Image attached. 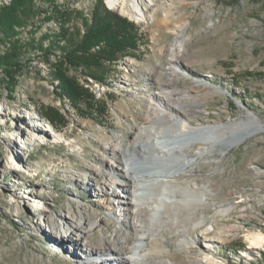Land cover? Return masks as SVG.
Segmentation results:
<instances>
[{
  "label": "rangeland",
  "instance_id": "1",
  "mask_svg": "<svg viewBox=\"0 0 264 264\" xmlns=\"http://www.w3.org/2000/svg\"><path fill=\"white\" fill-rule=\"evenodd\" d=\"M11 1L0 0V10ZM97 1L55 0L88 22ZM102 1L137 27L138 47L105 66L106 80L94 78L87 67L63 65L95 97L79 108L57 94L59 81L49 68V62L60 65L57 55L48 58L38 47L59 43L66 29L75 40L82 37V18L71 28L48 18L51 2L35 0L19 42L0 45V54L19 47L24 59L16 80L0 73V264L83 259V243L73 254L68 238L57 231L75 213L109 215L95 197L92 166L107 173L102 159L110 157V145L119 137L130 140L147 113L160 108L156 93L175 94L183 104L178 108L195 111L189 120L196 126L230 124L247 115L264 122V0H127L125 7ZM136 4L141 16L132 10ZM178 41L184 46L175 58ZM46 108L60 110L67 123L53 125L41 114ZM246 127L228 129L215 149L201 147L208 151L194 164L212 182L204 209L208 231L195 230L209 250L191 241L176 245L178 236L166 233L149 241L151 257L174 264H193L198 257L215 264H264V133L242 139ZM135 159L137 168H148L145 159ZM110 227L122 228L116 216L88 238L96 242ZM257 235L263 242L251 248L250 238ZM115 253L94 264H119L111 258Z\"/></svg>",
  "mask_w": 264,
  "mask_h": 264
},
{
  "label": "bare ground",
  "instance_id": "2",
  "mask_svg": "<svg viewBox=\"0 0 264 264\" xmlns=\"http://www.w3.org/2000/svg\"><path fill=\"white\" fill-rule=\"evenodd\" d=\"M108 2L115 7L126 5L127 0ZM139 8L138 4L132 6V10L141 16ZM183 46L178 41L174 49L175 58ZM170 68L176 69L177 66L170 65ZM156 99L160 108L147 113L130 140L119 137L110 148L105 147L106 151L109 148L110 154L109 158L102 159L107 173L92 166V178L98 191L95 197L109 215L85 218L75 213L64 222L63 230L57 231L68 238L73 254L79 250V242L85 246V249L81 248L83 259H78V264H94L114 252L116 257L111 258L119 264H174L169 259L157 260L148 252L149 241L166 238V233L178 236L179 239L173 241L176 245L189 241L203 243L208 251L205 242L195 232L197 226L199 231H208L204 209L212 184L200 168L194 166L198 157L208 151L201 147L215 149L218 143L227 139L228 129L242 130L248 124L251 127H246L242 139L264 133V122L251 115L230 124L196 126L189 120L195 111L186 112L178 108L183 104L176 102L175 94L156 93ZM216 129L218 134L215 136ZM136 156L145 159L148 168H137ZM229 211L230 208L222 210V213ZM114 216L119 219L121 229L110 227L96 242L88 238L97 229L108 226ZM250 240V247L257 248L263 237L252 236ZM97 256L102 258L96 259ZM105 264L109 262L106 260ZM193 264L215 262L198 257Z\"/></svg>",
  "mask_w": 264,
  "mask_h": 264
},
{
  "label": "trees",
  "instance_id": "3",
  "mask_svg": "<svg viewBox=\"0 0 264 264\" xmlns=\"http://www.w3.org/2000/svg\"><path fill=\"white\" fill-rule=\"evenodd\" d=\"M48 1L52 3L50 13L53 16L48 18L61 20L63 24L71 25V28L76 19L82 18L77 10L68 9L55 0ZM34 4L35 0H12L8 7L5 6L0 10V45L6 42H19L16 37L21 34L20 28L25 25V19L27 20L30 14L34 13ZM45 14H48V11ZM82 20L86 27L82 37L75 40L73 32L66 29L64 34L62 33V40H66L65 44L61 43L62 40H58L59 43L50 42L46 49L42 46L38 47L48 58L57 55L61 63L53 65L49 62L50 76L53 80L59 81L57 94L60 98L64 102L66 99L69 100L76 108L95 97L88 88L68 76L63 65L68 64L74 69L87 67L91 69L94 78L106 80L110 71H105V66L117 60L123 53L137 49L139 40L137 27L108 10L102 0L97 1L91 21H85V18ZM20 50L19 47L12 48L7 53L0 54V73L3 72L10 80H16L24 65ZM5 84L10 85V82ZM92 111L100 114L103 108H94ZM41 114L53 125L63 127L67 123L65 115L58 109H42Z\"/></svg>",
  "mask_w": 264,
  "mask_h": 264
}]
</instances>
